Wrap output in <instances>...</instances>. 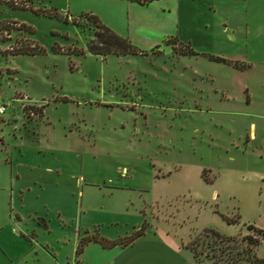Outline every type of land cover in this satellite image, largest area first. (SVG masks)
I'll return each mask as SVG.
<instances>
[{"label": "rangeland", "instance_id": "obj_1", "mask_svg": "<svg viewBox=\"0 0 264 264\" xmlns=\"http://www.w3.org/2000/svg\"><path fill=\"white\" fill-rule=\"evenodd\" d=\"M221 1L241 0H0V155L36 180L24 198L39 215L64 201L77 242L84 228L119 243L167 231L196 260L248 263L240 235L264 218V77L213 58L227 50ZM89 13L134 51L90 52Z\"/></svg>", "mask_w": 264, "mask_h": 264}, {"label": "crops", "instance_id": "obj_2", "mask_svg": "<svg viewBox=\"0 0 264 264\" xmlns=\"http://www.w3.org/2000/svg\"><path fill=\"white\" fill-rule=\"evenodd\" d=\"M216 5L215 1L207 4L212 11ZM219 5L223 10L221 38L227 50L216 53V56L224 59L220 61L235 67L234 70L245 73L255 67L256 76L264 77V0H241L239 6L221 1ZM248 14H253V20L247 19ZM19 175L12 168L11 157L7 160L6 155H0V264H70L72 252L74 259L78 232L74 230L71 234V219L64 215V201H60L56 208L54 205L42 204L44 209L50 208L53 213L52 216L42 217L36 204L24 198V190H28L31 187L29 183L36 180L22 182L19 181ZM55 220L58 224L56 232L49 226ZM228 224L233 229L227 230V233L243 232L239 222ZM254 224L264 228V218L263 222L254 220ZM90 233L84 228V235ZM95 233L96 237L111 241L112 244L102 245L98 240L86 238L78 257H75L77 264H211L207 260H196L192 251L183 245V239L169 237L167 231L154 230L152 235L140 233L126 243L115 241L117 235ZM261 246H264V239L254 246V252L264 257V251L259 250Z\"/></svg>", "mask_w": 264, "mask_h": 264}, {"label": "trees", "instance_id": "obj_3", "mask_svg": "<svg viewBox=\"0 0 264 264\" xmlns=\"http://www.w3.org/2000/svg\"><path fill=\"white\" fill-rule=\"evenodd\" d=\"M87 17L93 21L95 26L93 30V36L88 40L86 44V47L90 52L96 54H106L110 52L125 53L129 51H134V47L128 39L118 35L108 26L104 25L94 14L89 13ZM213 58L216 60H224L222 57L219 56H213ZM226 220L227 222L236 221L233 218H226ZM245 226H247V228L252 229L254 232H247L240 235L241 240L244 241V248L242 249V252L245 254L244 256H241V258L245 259L248 262L240 264H264V257L257 256L254 252V246L264 239V228H259L250 223L246 224ZM207 230H209L214 235L219 236L220 240H225L226 242L228 240L235 239V234H222L213 228H208ZM91 238L98 240L102 245L112 244L111 241H108L101 237L92 236ZM85 240L86 238L83 237H80V239L78 240L75 247L76 254H78L81 250L82 244ZM226 247L228 248L227 244L224 248L222 247L220 250L223 252L226 251L227 255H230V257L228 258L233 259L235 254L231 253L229 251L230 249L225 250ZM214 264L220 263L214 259Z\"/></svg>", "mask_w": 264, "mask_h": 264}, {"label": "built area", "instance_id": "obj_4", "mask_svg": "<svg viewBox=\"0 0 264 264\" xmlns=\"http://www.w3.org/2000/svg\"><path fill=\"white\" fill-rule=\"evenodd\" d=\"M0 30H1V28H0ZM4 109H5V105L0 100V112H2Z\"/></svg>", "mask_w": 264, "mask_h": 264}]
</instances>
